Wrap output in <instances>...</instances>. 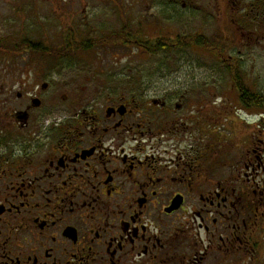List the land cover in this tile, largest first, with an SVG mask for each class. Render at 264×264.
Returning a JSON list of instances; mask_svg holds the SVG:
<instances>
[{
  "label": "flooded vegetation",
  "instance_id": "af4514ba",
  "mask_svg": "<svg viewBox=\"0 0 264 264\" xmlns=\"http://www.w3.org/2000/svg\"><path fill=\"white\" fill-rule=\"evenodd\" d=\"M211 9L223 33L264 30V0ZM132 29L125 47L154 54ZM15 36L0 34V264H231L263 248V198L215 179L206 105L53 76Z\"/></svg>",
  "mask_w": 264,
  "mask_h": 264
},
{
  "label": "rangeland",
  "instance_id": "374dc122",
  "mask_svg": "<svg viewBox=\"0 0 264 264\" xmlns=\"http://www.w3.org/2000/svg\"><path fill=\"white\" fill-rule=\"evenodd\" d=\"M212 4L213 0H0V34L16 33V39L52 49L62 47L67 34L75 42H89L123 26L126 33L139 28L142 40L159 30L168 38L173 35L165 33L172 30L177 36L207 40L209 48L191 44L154 54L103 42L73 56L46 59L24 50L21 58L51 66L53 76L97 77L104 86L129 82L136 91L184 93L191 110L206 105L215 142V179L230 181L238 193L246 187L255 190L264 203L261 111L239 102L225 61L238 65L251 91L264 94V30L223 33L220 27L229 20L222 9H211ZM260 161L262 169L257 167ZM250 257H232L231 264H264V244Z\"/></svg>",
  "mask_w": 264,
  "mask_h": 264
},
{
  "label": "trees",
  "instance_id": "16d2710c",
  "mask_svg": "<svg viewBox=\"0 0 264 264\" xmlns=\"http://www.w3.org/2000/svg\"><path fill=\"white\" fill-rule=\"evenodd\" d=\"M126 26H123L118 32L108 34L104 37V39H99L96 41H81V42H75L71 38V34H67L66 40L63 43L62 47H42L41 45L34 46L31 44H28L26 42L22 43V51L29 50L30 53L37 52L38 54H42V57L46 59H56L60 58L61 56H73V54L78 52H84L91 50L92 46L94 44L101 46L103 42L107 43H118L120 47H125V45L131 44L129 41L132 39V31L130 33H126ZM196 36V35H195ZM137 39L140 38L139 35L136 34ZM139 43L145 46L151 53H156L158 49H166L171 50V48H183L186 46H189L191 44L196 46H206L211 47V45L207 42L205 39H201L200 36L197 37H188V36H177L176 40H159V41H147L139 39ZM139 45V44H138ZM229 63L227 66L228 74L230 75V79L233 82V85L235 86L237 92H238V99L239 102L242 103L246 108H255L259 109L261 111L260 122L264 123V94L263 93H257L251 91V89L246 86L242 80L241 77V71L238 65L234 64V62L230 60H225Z\"/></svg>",
  "mask_w": 264,
  "mask_h": 264
}]
</instances>
